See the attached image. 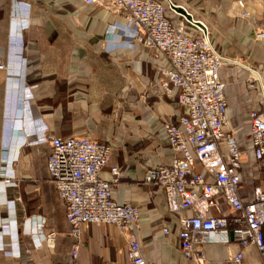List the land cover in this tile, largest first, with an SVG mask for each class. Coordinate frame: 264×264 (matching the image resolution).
Masks as SVG:
<instances>
[{"label":"crops","instance_id":"crops-1","mask_svg":"<svg viewBox=\"0 0 264 264\" xmlns=\"http://www.w3.org/2000/svg\"><path fill=\"white\" fill-rule=\"evenodd\" d=\"M172 2L209 26L219 53L264 71V40L255 39L264 31V0ZM17 19L26 28L15 37ZM150 54L134 42L132 26L105 7H86L79 0H0V58L6 66L0 70V264H132L128 237L107 224L84 225L80 257L76 262L69 257L75 240L65 204L50 182L47 132L110 144L103 178L111 180V167L122 170L113 199L138 207L140 219L131 234L147 263L193 264L183 256L176 233L163 235L170 219L166 197L146 183L150 169L174 158L162 125L182 114L175 95L152 84L160 61ZM230 63L219 75L232 111L231 133L244 146L259 96L248 91L245 72ZM5 174L16 187L2 184ZM260 178L264 181V173ZM5 196L22 198L13 215L2 202ZM42 223L46 229L39 232ZM50 233L56 235L52 248L46 244ZM204 252L207 264H233L241 252L244 264H264L254 247L237 242L211 243Z\"/></svg>","mask_w":264,"mask_h":264},{"label":"built area","instance_id":"built-area-1","mask_svg":"<svg viewBox=\"0 0 264 264\" xmlns=\"http://www.w3.org/2000/svg\"><path fill=\"white\" fill-rule=\"evenodd\" d=\"M86 7L102 6L124 18L133 29L134 42L151 53L155 65L154 87L175 95L182 111L176 122L164 123L162 135L174 158L150 169L146 183L165 194L170 219L163 235L176 233L180 250L187 261L207 264L204 247H254L264 262V79L262 72L248 62L229 60L213 44L209 26L198 20L191 9L172 0H79ZM243 17H248L243 1L238 2ZM15 37L26 28L16 20ZM255 39L264 40V31ZM245 72L250 93L258 92L260 109L250 113L248 145L231 133V108L220 78L227 63ZM0 58V70L5 69ZM170 85L174 90H170ZM256 92V91H255ZM51 147L48 159L50 182L66 207L75 244L69 257H80L84 225H112L128 237V257L132 264H148L141 246L131 234L140 219L138 207L113 199V187L120 182L122 170L111 167V180L103 173L111 162L112 146L85 137L63 139L46 133ZM253 160V163L250 162ZM201 167L203 172L198 170ZM6 188L17 186L5 174ZM3 204L10 215L16 213L22 198L5 196ZM41 224L38 231H44ZM56 235L46 236L54 247ZM31 250H27L30 253ZM239 253L233 264H244Z\"/></svg>","mask_w":264,"mask_h":264},{"label":"rangeland","instance_id":"rangeland-1","mask_svg":"<svg viewBox=\"0 0 264 264\" xmlns=\"http://www.w3.org/2000/svg\"><path fill=\"white\" fill-rule=\"evenodd\" d=\"M257 69H259V68H257ZM261 72H262V74H263V79H264V71H262L261 69H259ZM246 83V82H245ZM246 86H247V84H246ZM248 88V87H247ZM248 91L250 92V90L248 89ZM256 92H257V90H255Z\"/></svg>","mask_w":264,"mask_h":264}]
</instances>
